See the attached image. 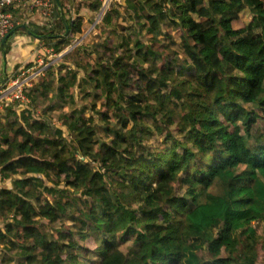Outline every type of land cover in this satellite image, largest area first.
Masks as SVG:
<instances>
[{
	"label": "trees",
	"instance_id": "1",
	"mask_svg": "<svg viewBox=\"0 0 264 264\" xmlns=\"http://www.w3.org/2000/svg\"><path fill=\"white\" fill-rule=\"evenodd\" d=\"M226 6L128 0L136 37L122 36L115 56L95 48L87 67L77 47L30 90L31 107L0 110V182L9 184L0 185V264H257L264 248V2ZM64 7L55 1L53 24L30 26L37 34L14 12L15 28L54 39L60 54L85 21L77 12L65 17ZM245 12L260 34L238 25ZM115 14L107 11L102 25ZM175 28L180 51L172 47ZM197 66L205 67V84ZM78 70L85 76L76 80ZM73 87L79 96L71 103L80 109L56 126L52 111ZM49 91L55 102L43 105ZM98 101H106L102 109ZM112 106L118 120L109 118ZM97 124L106 129L100 138ZM152 139L158 143L149 148Z\"/></svg>",
	"mask_w": 264,
	"mask_h": 264
},
{
	"label": "rangeland",
	"instance_id": "2",
	"mask_svg": "<svg viewBox=\"0 0 264 264\" xmlns=\"http://www.w3.org/2000/svg\"><path fill=\"white\" fill-rule=\"evenodd\" d=\"M58 2V0H56ZM64 3V14L65 17L69 18L74 17V15L77 13L83 15L85 18V21L83 22L82 29H81V34L76 36L75 38L71 39L70 45L64 49L60 54L56 53L53 48H52V42H54V39L46 38L43 37L41 39H33L31 35L27 34L25 32V29H19L15 31V33L10 36L7 40L6 47L9 48V45L13 43V40L16 39V44L15 46L11 45V49L13 48V54H17V56H5L4 54V48H0V72H1V67L4 61V58L7 57L6 64L8 65V69H6L5 73H2V76H5V79H11L10 77H13L19 70L22 69H30L32 67H39L40 64H37L39 60L42 61L43 65H49V68L45 71L43 75H41L36 81L32 83L31 89L34 87V85L40 83L43 79H48V70L53 66L57 67L58 62L62 60V57L65 55H70L74 49L81 48L79 51L78 57L81 59V61L87 66H91L93 62V56L90 58L86 54L91 53L95 48L100 49L105 56L110 57L115 56L114 51L116 50L115 48L119 46V43L121 42L122 36L125 35L126 41L129 42V40H132L134 37H136V33L133 30L134 22L129 18L128 15V8H127V1L128 0H61ZM138 0H130L131 4H134V2H137ZM264 2V0H262ZM96 2H101V10L99 13H94L91 11L90 6L94 5ZM239 2V0H227V6H234ZM106 6V7H105ZM117 8L120 12V15L115 14L114 18L111 21V24L109 26L102 25L101 19L102 17L107 13V11ZM58 16V13H55V18ZM35 18V20H33ZM54 20V19H53ZM53 20L49 21L48 19H42L38 18L37 16H31L30 13L25 14L22 17L23 25H27L30 29H32L35 32V27H30L33 26L34 24L36 26L45 28L44 25L46 24H53ZM48 25V26H49ZM239 26H244L248 28V30L251 33V36H255L257 34H260L259 29L254 28L251 19H250V14L249 12H245L241 17H240V23L238 24ZM147 25L142 30L141 33V40L143 42H150V34L146 30ZM162 31L165 32H171V28L168 26H162L161 27ZM46 31V30H45ZM174 34L177 35L176 43L174 44L173 49L180 51V40L178 36L181 34V31L177 28L173 29ZM43 32V31H42ZM36 34L38 32H35ZM62 36H65L63 34ZM162 36V35H161ZM159 36V37H161ZM130 37V38H129ZM52 44V45H51ZM29 46V49H26V47ZM158 44L154 45V48H157ZM54 47V46H53ZM101 47V48H100ZM20 50V51H16ZM25 50V51H23ZM11 51V53H12ZM121 50L119 49V52ZM10 52V51H9ZM20 52V56L18 57V53ZM117 52V53H119ZM26 55H25V54ZM203 54L207 53V50H202ZM12 56V57H11ZM63 66V65H62ZM64 66L71 67L72 64L67 63ZM66 69L62 70V74H66ZM199 66L196 67L195 76L196 79L199 83L205 84L208 80V74L205 70V67H202L198 70ZM91 67L89 68L88 71H90ZM198 70V71H197ZM192 72V73H194ZM76 75V80L79 77H84L85 75L83 74L82 70H78V73ZM9 77V78H7ZM3 79V78H2ZM75 80V81H76ZM74 81V80H73ZM88 88V87H87ZM90 90V88H88ZM48 96L50 100H44L43 105H47V102H55V99L52 98V91H49ZM61 96L65 98V103L62 106H56L55 109L52 111V113L55 116H58L57 118L54 119L53 124L56 126H62V122L59 121V116L62 114H71L74 110H79V102L76 100L79 96L78 91L76 90V87L70 88L68 90H63L61 93ZM73 96V97H72ZM72 98L74 99V103H71ZM91 99L92 97L89 96L87 98V102L91 104ZM28 100L29 102L27 103L29 107L32 106V99H31V93H28ZM76 100V102H75ZM106 101H98L95 104L96 109H102ZM16 104V103H15ZM26 104V105H27ZM24 106V105H21ZM38 113H41L42 110L38 108ZM107 112L109 114V118H117L119 119V112L117 111V108L115 106L109 107L107 109ZM50 114V112H49ZM86 114H89V111H86ZM116 121V120H114ZM167 126H169L173 131H175V126L172 121H168L166 123ZM259 125V124H258ZM97 128V138H100V136L105 134L106 129L104 127H101L98 125ZM66 131V130H65ZM157 141L154 139L150 140L148 142V147L152 148L157 145ZM141 153H144L148 158H152L153 155L149 153L148 151H143ZM66 182V177L63 178V184ZM6 185L9 186L8 182L6 181H1L0 185ZM128 242L132 243L135 240V236H128L126 239ZM91 246V243L89 240L87 242H81V246ZM1 250V249H0ZM257 264H264V248L261 246L258 247L257 250ZM0 259H2V253L0 252ZM131 262H136L137 259L136 257H131L129 258Z\"/></svg>",
	"mask_w": 264,
	"mask_h": 264
},
{
	"label": "built area",
	"instance_id": "3",
	"mask_svg": "<svg viewBox=\"0 0 264 264\" xmlns=\"http://www.w3.org/2000/svg\"><path fill=\"white\" fill-rule=\"evenodd\" d=\"M56 0H0V48L5 36L14 30L19 21L14 17V12L20 16L30 13L31 16L52 21L55 17L54 3ZM39 67L19 70L11 79H4L0 83V110L8 105H26L28 93L32 83L36 81L49 65L42 66L41 60L37 62ZM16 103V104H15Z\"/></svg>",
	"mask_w": 264,
	"mask_h": 264
},
{
	"label": "water",
	"instance_id": "4",
	"mask_svg": "<svg viewBox=\"0 0 264 264\" xmlns=\"http://www.w3.org/2000/svg\"><path fill=\"white\" fill-rule=\"evenodd\" d=\"M23 27V26H22ZM17 29L15 28L14 30H12L11 32H9L6 36H5V38L3 39V41H2V47H4V44L6 43V41L8 40V38L10 37V36H12L14 33H15V31H16ZM68 34V26H67V24H65V36ZM5 54V53H4ZM5 71H6V59L4 58V61H3V65H2V72L3 73H5ZM4 81V78L3 79H1L0 78V83H2Z\"/></svg>",
	"mask_w": 264,
	"mask_h": 264
},
{
	"label": "crops",
	"instance_id": "5",
	"mask_svg": "<svg viewBox=\"0 0 264 264\" xmlns=\"http://www.w3.org/2000/svg\"><path fill=\"white\" fill-rule=\"evenodd\" d=\"M33 20H35V18H33ZM15 44H16V39L13 40L12 46H15ZM26 49H29V46L26 47ZM12 50H13V48L11 49V51H12ZM11 51L9 52V55H12V54H13V51H12V53H11ZM16 51H20V50H16ZM23 51H25V50H23ZM18 54H19V55H18V57H19L21 54H20V52H19ZM24 54H25V53H24ZM14 55L17 56V54H13L12 56H14ZM25 55H26V54H25ZM5 56H6V55H5ZM12 56H11V57H12ZM5 59H6V58H5ZM2 65H3V64H2ZM8 65H10V64H6V69H7V70H9V69H8V67H9ZM1 71H2V67H1ZM5 72H6V71H5ZM2 73H3V72H2Z\"/></svg>",
	"mask_w": 264,
	"mask_h": 264
}]
</instances>
